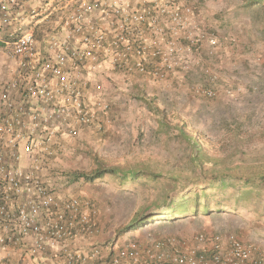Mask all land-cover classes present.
<instances>
[{
  "label": "built area",
  "instance_id": "2783aa9c",
  "mask_svg": "<svg viewBox=\"0 0 264 264\" xmlns=\"http://www.w3.org/2000/svg\"><path fill=\"white\" fill-rule=\"evenodd\" d=\"M208 27L180 0H0V264H264L232 233L80 247L98 231L96 207L44 173L67 139L111 124L105 72L158 82L200 73L195 95L233 93L213 67L227 40Z\"/></svg>",
  "mask_w": 264,
  "mask_h": 264
},
{
  "label": "rangeland",
  "instance_id": "374dc122",
  "mask_svg": "<svg viewBox=\"0 0 264 264\" xmlns=\"http://www.w3.org/2000/svg\"><path fill=\"white\" fill-rule=\"evenodd\" d=\"M180 1L193 6L204 25L227 40L221 61L213 67L220 72L221 84L233 93L222 91L214 99L195 95L193 87L205 79L200 73L158 82L105 72L97 79L113 102L111 124L100 134L88 132L67 139L44 173L61 193L95 205L99 229L92 239L97 244L113 246L130 238L155 239L199 231L232 233L256 244L264 257V187L256 189L259 196L241 201L233 209L225 207L234 203L237 195L230 189L221 205L216 197L211 199L208 214L188 212L172 221L118 232L135 215L155 209L159 198L168 194L173 203L181 200L195 188V180L215 177L223 170L227 179L240 180L252 176L249 169L264 170L263 18L251 11L245 0ZM152 107L165 116L159 118ZM181 125L202 145L207 154L203 163L194 158V150L182 139ZM89 152L108 165L145 168L171 179L164 178L152 188L142 184L121 187L112 176L94 182L75 180L73 175L93 169ZM197 198L190 199L193 207ZM199 199L203 206L206 194L201 193Z\"/></svg>",
  "mask_w": 264,
  "mask_h": 264
},
{
  "label": "trees",
  "instance_id": "16d2710c",
  "mask_svg": "<svg viewBox=\"0 0 264 264\" xmlns=\"http://www.w3.org/2000/svg\"><path fill=\"white\" fill-rule=\"evenodd\" d=\"M246 6L253 12L262 16L264 22V0H245ZM264 31V28L262 29ZM156 115L159 118H163L165 115L159 109L152 107ZM179 133L182 139L189 143L192 150H194V158L198 162L203 163L206 160L207 154L204 152L202 145L197 138H194L192 134L184 129V126H178ZM93 163V169L84 174L73 175L75 180L84 179L87 182H94L99 179H103L106 176L114 177L121 187H125L129 184H142L149 185V188L155 187L162 179H171L170 176L162 173L155 172L153 170L129 166L125 164L108 165L102 158H99L97 154L89 152ZM221 162L223 160H220ZM252 176L234 180L227 179V171H221L219 174L212 178H206L205 180H195L192 182V187L189 192L184 194L183 198L176 203L167 199L169 195L163 198H159L156 203V208L148 211H144L135 215L125 226L119 229V233L128 232L131 230L139 229L147 224L154 223L156 221H172L177 217L184 215L185 213L192 212L194 214L202 213L208 214L211 209V199L216 197L217 203L221 205V200L226 198L225 193L230 189H234L237 192L235 195L234 203L226 205L227 208H236L240 206L241 201H247L251 198L259 196L260 193L256 190L259 187H264V170L258 172L254 169H249ZM221 192V196H218ZM201 193L206 194L204 205L200 203L199 196ZM197 195L196 207H193L190 203V199Z\"/></svg>",
  "mask_w": 264,
  "mask_h": 264
},
{
  "label": "crops",
  "instance_id": "0c3cea01",
  "mask_svg": "<svg viewBox=\"0 0 264 264\" xmlns=\"http://www.w3.org/2000/svg\"><path fill=\"white\" fill-rule=\"evenodd\" d=\"M0 57H1V50H0ZM2 68H0L1 70ZM91 241V237L90 236H81V238L77 241V245L80 246V247H85L87 248L89 246ZM13 255V258L14 259H18V252H13L12 253Z\"/></svg>",
  "mask_w": 264,
  "mask_h": 264
},
{
  "label": "clouds",
  "instance_id": "9594fccd",
  "mask_svg": "<svg viewBox=\"0 0 264 264\" xmlns=\"http://www.w3.org/2000/svg\"><path fill=\"white\" fill-rule=\"evenodd\" d=\"M100 83H101V81H100ZM102 84V83H101ZM69 195V194H68ZM70 196V195H69ZM97 222V221H96ZM99 229V226H98V228H97V230ZM98 233V231H96V233H94V234H92L90 237H91V241L92 242H90V243H96L97 244V242H95L92 238H94V237H96L95 235ZM100 245V244H99ZM104 246V245H103ZM9 257H11V259H13V260H15V261H18V259H14L13 258V255H12V253H10V256ZM18 258H19V256H18Z\"/></svg>",
  "mask_w": 264,
  "mask_h": 264
}]
</instances>
